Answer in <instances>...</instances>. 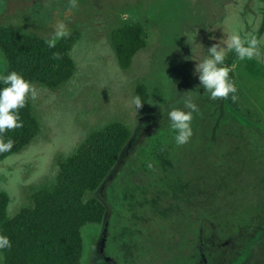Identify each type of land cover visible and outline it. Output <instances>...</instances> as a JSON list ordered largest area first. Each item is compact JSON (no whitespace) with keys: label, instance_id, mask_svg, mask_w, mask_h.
Instances as JSON below:
<instances>
[{"label":"rangeland","instance_id":"374dc122","mask_svg":"<svg viewBox=\"0 0 264 264\" xmlns=\"http://www.w3.org/2000/svg\"><path fill=\"white\" fill-rule=\"evenodd\" d=\"M263 17L264 0H0V27H19L55 41L63 37L56 35L63 25L65 36L74 38L72 56L77 65L74 76L58 86L31 83L36 98L28 100L40 130L27 146L0 161V189L11 198L9 215L31 204L37 188L54 182L59 159L73 152L91 131L119 121L129 128L131 138L104 183L88 194L107 211L101 223L83 229V264H111L110 257H121L123 241L137 242V225L122 222L120 214L112 217L107 233L113 214L108 186L121 174L145 183L150 194L164 190L169 198L179 179H201L203 187H216L224 222L238 217L228 227L230 235L248 232V220L254 226L255 213L262 209L258 229L238 257L221 264H264V33L252 57H239L232 67L237 106L226 101L227 119L216 131L218 111L202 87L198 94L194 74L197 60L208 55L209 47L219 44L228 56L231 35L242 40L254 34ZM137 22L143 26L146 46L124 69L117 61L111 32ZM3 61L0 53V72ZM142 89L144 100L140 98L143 103L137 110L133 99ZM191 90L199 109L191 121L193 134L187 143L177 145L167 113L170 107H182L176 101ZM154 135L164 144L173 143L168 169L143 167L138 161L143 158L138 150ZM148 146L142 148L146 154ZM186 198L180 195L168 215L149 222L152 241L160 237L163 243L150 250L146 264H182L186 257H179L164 238L173 241L176 233L182 234L184 247L189 248L196 224L212 225L204 240L216 235L217 244L221 242V228L214 227L219 218ZM122 231L133 233L127 237Z\"/></svg>","mask_w":264,"mask_h":264},{"label":"trees","instance_id":"16d2710c","mask_svg":"<svg viewBox=\"0 0 264 264\" xmlns=\"http://www.w3.org/2000/svg\"><path fill=\"white\" fill-rule=\"evenodd\" d=\"M263 33L264 17L259 29L242 41L254 40L258 43ZM49 42H53L55 46L50 48ZM111 42L119 65L124 69L129 68L135 55L146 46L142 24L137 22L115 28L111 32ZM73 43L74 38L71 35L48 41L19 27H0V53L4 56L0 75L15 71L30 83L58 86L69 81L76 72V61L72 56ZM245 47L247 48V43ZM54 53L58 54L59 58L54 59ZM239 57L235 51H231L222 65L228 72L235 92L230 93L227 98L213 100L212 106L218 111L214 131L222 120L227 119L224 115L226 101L237 106L236 98L239 92L234 84L232 67ZM140 91L139 97L143 99V89ZM18 113L21 126L0 133V144L11 141V147L7 151H0V161L27 146L40 130L28 99ZM153 137L145 140L147 146L150 141V153L143 152L142 148L146 145L140 147L137 153L143 155V162L138 161L143 167L148 165L154 169H168L172 166L170 154L173 152V143L164 144L158 136ZM130 138L129 128L119 121H112L91 131L73 152L59 159L54 182L37 188L33 192L31 204L22 207L13 216L8 212L10 195L0 189V235L7 236L12 245L9 249H0V264H83V229L89 224L101 223L107 211L99 199L88 194L104 183ZM127 178L131 180H126ZM192 180L195 181L196 187H190ZM119 182L121 187L117 188ZM177 185L172 198H169L164 190L150 194L151 191L145 183H136L135 179L128 175H117L111 181L108 195L113 214L108 220L107 233L115 214H120L121 221L127 222V225H137V242L123 241L119 246L121 257L113 259L109 256L111 264L149 262L150 250H156L163 243L160 237H157V242L152 241L151 234L147 232L149 222L154 216L168 215V212L173 210L172 201L180 195L187 197L186 202L190 205L211 211L219 218L214 227L221 228L222 238L218 244L216 235L204 240L203 234L211 231L213 227L208 223L196 224L193 236L188 238L189 248L184 247L182 234L174 232L176 239L171 240L172 242L169 238H164V241H169V248L177 252L179 257L189 258H183L185 260L182 264H221L223 260L230 263L238 257L244 244L258 229L256 224L260 220L262 209H257L255 213L254 226L251 221L250 227L248 220V232L230 235L227 232L228 227L236 222L238 217L229 218L224 222L221 206H217L220 194L216 187L206 188L202 186L201 179L188 178L179 179ZM197 196L200 199H196ZM198 217L199 215L195 220ZM132 233L133 231L121 232L127 237ZM106 240L105 236L104 244Z\"/></svg>","mask_w":264,"mask_h":264},{"label":"clouds","instance_id":"9594fccd","mask_svg":"<svg viewBox=\"0 0 264 264\" xmlns=\"http://www.w3.org/2000/svg\"><path fill=\"white\" fill-rule=\"evenodd\" d=\"M56 35H67L63 25L58 26ZM245 43H247V48ZM48 46L51 48L55 45L53 42H49ZM226 47L235 51L242 59L247 60L253 55L252 49L255 47V41L244 42L238 35L233 34ZM207 52L208 55L204 59H196L198 63L195 65L194 74L198 76L199 80L196 90L200 94L199 88L202 87L204 94H207L212 100L227 98L230 93L235 92V88L228 78L227 70L222 66L225 60L224 48L220 47L219 44H213L207 49ZM53 58H59L58 54L54 53ZM193 91L183 92L184 94L180 95L176 101L182 107H170L167 113L170 126L176 132L174 140L177 145L187 143L193 134L191 121L193 113L199 110L195 97L191 94ZM29 98L34 100L36 91L21 74L12 71L7 75H0V133L21 126L18 110L25 106L26 100ZM133 103L138 110L143 101L137 96L133 99ZM10 147L11 141L0 144V151H7ZM11 246L9 238L0 235V249H9Z\"/></svg>","mask_w":264,"mask_h":264}]
</instances>
